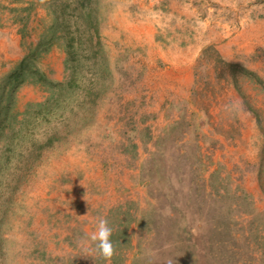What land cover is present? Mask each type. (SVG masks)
I'll return each mask as SVG.
<instances>
[{
    "label": "rangeland",
    "instance_id": "1",
    "mask_svg": "<svg viewBox=\"0 0 264 264\" xmlns=\"http://www.w3.org/2000/svg\"><path fill=\"white\" fill-rule=\"evenodd\" d=\"M67 1L0 0V102L36 51L52 80L78 81L58 133L35 108L26 115L50 88L15 91L0 152V264H264V0H71L57 26ZM236 37L242 56L226 47ZM179 49L198 79L180 106ZM15 114L16 129L40 120L21 136ZM118 162L128 165L111 183L101 170L117 175ZM101 218L113 228L110 262L89 239Z\"/></svg>",
    "mask_w": 264,
    "mask_h": 264
},
{
    "label": "trees",
    "instance_id": "2",
    "mask_svg": "<svg viewBox=\"0 0 264 264\" xmlns=\"http://www.w3.org/2000/svg\"><path fill=\"white\" fill-rule=\"evenodd\" d=\"M71 0L67 1L64 4V12L63 14L57 17L56 23L57 26L60 25L61 20H67V13L69 11H66L69 6H72L70 2ZM69 2V3H68ZM74 1L72 0V3ZM81 3L85 7L88 6L89 3H91V0H82ZM73 16H77V8L75 9L74 13H71ZM67 17V19H66ZM79 17V16H77ZM66 22V21H65ZM70 24L67 23V26ZM76 39V37H72V43ZM45 39H42L40 43L38 44V49H41L42 46H45L46 42L44 43ZM46 50L49 49V47L45 46ZM37 49V50H38ZM37 51L33 54H27L24 56V58L20 61V63L17 65V67L7 76L6 82H5V92L8 93L9 101L7 104H3L0 102V114L3 111L4 114L0 115V152L1 149V143L3 140V137H8L6 130V123L10 121L11 114H10V108L12 106V103L15 101V91L19 85L22 83H25L27 81H34L39 82L48 88H50L51 96L48 97V99L44 101H40L37 103H32L30 107H28L26 111V115H31V109H34V116L36 118H43V120L49 124V129L55 130L56 133H58V127L54 126L55 121H59L64 117V111L65 106L67 105L66 100L67 98L72 95L74 97V94H70V90L77 87L78 81L77 76H72L70 79V82L65 81H54L50 78V76L37 64L36 58H37ZM74 92V91H73ZM33 113V112H32ZM37 120H30V124H22L20 129H16L18 116L15 114V118H12V121L10 122V126L12 128L13 132L19 133L21 136L27 135L31 130H33V125L37 122ZM15 134V133H14ZM5 135V136H4ZM12 137V136H11ZM57 135L55 133H52V135L48 137L47 142L52 143ZM8 146L5 150L13 151L15 140L9 138ZM11 154V153H10ZM7 155V161L9 162L11 160V155Z\"/></svg>",
    "mask_w": 264,
    "mask_h": 264
},
{
    "label": "bare ground",
    "instance_id": "3",
    "mask_svg": "<svg viewBox=\"0 0 264 264\" xmlns=\"http://www.w3.org/2000/svg\"><path fill=\"white\" fill-rule=\"evenodd\" d=\"M250 28H254V26H251ZM261 28H262L261 29V35H264V26H262ZM250 30L253 31L252 29H250ZM250 30H247V31L250 32ZM248 36L249 35L246 33L244 35V38H247ZM239 40H242V39L239 38V37H236L231 42L230 46H226L227 49L228 48H232L231 51L229 52V54H231L233 56H242L243 55V53L237 47V44L239 45ZM160 49L162 51L161 52L162 55L167 53L161 46H160ZM190 53H191L190 49L186 50V52H184L182 49H179V51L177 53L179 58H178V61H176V62H177L178 70H179L181 75L177 73L176 77H180V76L183 77V76L187 75L188 78H189V82L187 84H182L181 81H178L177 82L178 84H173L171 86L173 88H178L180 90V91H178V94H176V95L182 94L180 96V98H178V97L176 98V102H177V104L179 106L182 103H186L187 104V101L191 100L190 99V97H191L190 89L192 88V86H196V84L198 82V79L195 76L197 61H194V59H190V57H189ZM263 64H264V60H262V59H259L258 61H256V66L262 67ZM161 81H162L163 84L167 85L166 84V82H167L166 79L161 78ZM184 92H186L187 94H184ZM170 96H173V94H171ZM184 97L187 98V99H185ZM193 101H197V98H195ZM156 103L157 104H162V101H157ZM169 106H171V104H169ZM166 114H167V110H164V112H160L159 115H160L161 118H164L166 116ZM127 165L128 164L126 162L123 163V164H121L120 162L115 163L114 164V168H117V170L119 172L117 175H115V174L112 175V173H105L102 170H101V173H102L103 176H106L111 181V183H114L115 180L120 176L121 166H127ZM97 175L99 176V172L97 173ZM100 182H102V181H100ZM113 187L114 186L112 185L111 189H113Z\"/></svg>",
    "mask_w": 264,
    "mask_h": 264
},
{
    "label": "clouds",
    "instance_id": "4",
    "mask_svg": "<svg viewBox=\"0 0 264 264\" xmlns=\"http://www.w3.org/2000/svg\"><path fill=\"white\" fill-rule=\"evenodd\" d=\"M113 228L109 226L106 219H99L96 230L91 234L89 239L94 243L96 251L101 258L110 262L115 255L116 249L111 240ZM171 264V261L168 262Z\"/></svg>",
    "mask_w": 264,
    "mask_h": 264
}]
</instances>
